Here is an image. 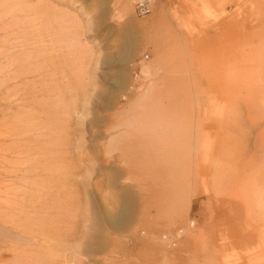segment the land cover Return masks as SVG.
I'll list each match as a JSON object with an SVG mask.
<instances>
[{"label": "rangeland", "instance_id": "obj_1", "mask_svg": "<svg viewBox=\"0 0 264 264\" xmlns=\"http://www.w3.org/2000/svg\"><path fill=\"white\" fill-rule=\"evenodd\" d=\"M141 3L0 0V166L6 171L0 174L9 175L0 182V199L13 200V224L31 237L25 245L31 247L28 256L13 259V264H106V248H88L94 224L102 223L93 209L95 203L104 210L102 199L94 202L88 193H92L88 180L97 173L114 177L116 193L123 185L131 191L133 184L121 179L122 166L99 169L93 156L114 106H125L127 98L135 95L128 90L141 85L135 83L139 73L162 68L159 44L165 47L172 36L171 45L180 43L176 34L196 30L193 37L189 35L197 40L191 55L205 60L210 70L209 95L220 103L213 106L214 112L222 108L225 98L235 97L247 113L243 116L250 138L241 142L239 151L244 163L254 164L245 168L253 171L251 187L260 191L248 200L258 205L263 199L259 173L264 148L258 146L264 141V0ZM156 34L159 44L149 37ZM219 64L221 69L216 70ZM123 77L129 80L121 82ZM215 167L232 166L210 169ZM218 183L209 179L202 196L194 198L189 220L195 224L188 221L178 228L180 237L177 230L165 234L171 240L170 251L156 254L162 264H191L190 235L199 222L221 250L219 263L214 264H264V210L249 212L258 217V225L250 226L251 218L245 223L239 210L247 199L237 194L238 183ZM133 221L125 226L111 222L105 228L121 238ZM40 239L43 243L34 245ZM17 244L21 240L13 239V246ZM120 248L128 260L145 251L127 244Z\"/></svg>", "mask_w": 264, "mask_h": 264}, {"label": "bare ground", "instance_id": "obj_2", "mask_svg": "<svg viewBox=\"0 0 264 264\" xmlns=\"http://www.w3.org/2000/svg\"><path fill=\"white\" fill-rule=\"evenodd\" d=\"M143 1L140 0V2ZM194 32L196 33V30ZM194 32L193 34L189 31L176 34V37L181 36L178 38L180 43L176 45L174 41L171 45L170 42L174 40V37H170L167 41L169 44L165 47L161 45L162 42L157 34L149 36L151 41L158 44L161 42L159 48L162 68L139 73V81L135 83L141 85L138 88L137 84L133 85V88L128 90L135 95L127 98L125 106H114L113 113L108 115L109 121L104 130L102 128L103 141L99 142L98 150L96 148L93 156L95 166L99 169L100 166L114 164L122 166L121 179L127 180V182L123 180L124 183L133 184L131 191L123 185L122 190L116 193L114 190L116 179L99 175L97 170V176L88 180L92 191L91 193L88 190V193L92 195L94 202L102 199L104 206L102 211L100 203L96 202L93 208L98 215L102 216V223L101 220L100 222L97 220L94 224L88 248L90 250L93 246L106 248L107 250H104L107 254L103 257V262L106 264H162L156 254L160 252L167 254L170 251L169 241L171 240L169 235L165 234L176 231L190 221V213L195 205L194 198L202 196V189L204 190L209 179L214 182L219 180V186L232 182L238 183L237 194L241 196V199H247L239 210L240 213L244 212L247 220L245 223L250 221V226L258 225V217L254 219L253 216L248 215L249 212L251 214L264 210V191L261 196L263 199L257 198L260 201L258 205L248 200L254 191H258V187L256 190L251 187L253 171L245 166L254 164L244 163L241 155L243 152L239 151L241 142L247 143L250 138L248 131L250 129L244 121L247 113L242 112L239 101L237 99V102L235 97H233L234 100L228 99V101L225 98L222 108L214 112L213 106L220 103H217L219 101L217 98L209 95L210 89L207 84L210 83V70L205 60L195 59L191 55L197 41L191 38ZM219 68L221 69L220 64L216 70ZM62 76L67 79L68 74L63 72ZM125 78L123 77L121 82ZM127 79L129 80V77ZM221 98L224 97L220 96ZM244 107L245 112L249 106L246 110ZM249 108L253 112L251 107ZM254 111L256 113V110ZM262 127L264 129V126ZM258 147L264 148V141ZM248 148L250 147L247 146L246 149ZM207 166L232 167L210 169ZM261 167L262 172L259 173V177L264 185V165ZM1 171L6 172L3 166H0V173ZM5 174H0L2 183L9 176L8 173ZM1 179L4 180L1 181ZM134 216L136 219L133 221ZM248 218L251 220L248 221ZM130 221H133L132 226L130 225L131 229L129 228V232L126 231V235L121 238L105 228L111 222L118 225L122 223V226H125ZM190 222L195 224V221ZM13 225V200L7 196L0 199V264H13V259L28 256L31 250V247L25 246L30 244L29 232ZM200 225L199 222L196 230L190 235L191 264L219 263L217 257L221 250L213 245L211 238L207 236L206 228L201 229ZM179 231L177 230L178 234ZM178 234L177 236L180 237ZM13 239L21 240V245L13 246ZM41 239L34 245L39 247V244L43 243ZM126 244L136 249L142 248V251L145 248V251L132 260H128L118 250L121 249L120 246ZM263 244L262 241V246ZM152 245L154 246L151 247ZM110 256L118 258L113 259Z\"/></svg>", "mask_w": 264, "mask_h": 264}, {"label": "built area", "instance_id": "obj_3", "mask_svg": "<svg viewBox=\"0 0 264 264\" xmlns=\"http://www.w3.org/2000/svg\"><path fill=\"white\" fill-rule=\"evenodd\" d=\"M144 2H146V0H144V1L141 3V6H144ZM145 6H146V5H145ZM145 8L149 11L148 6H146Z\"/></svg>", "mask_w": 264, "mask_h": 264}]
</instances>
